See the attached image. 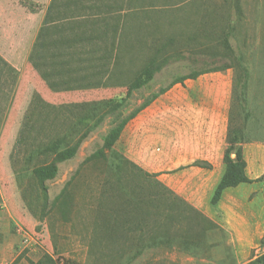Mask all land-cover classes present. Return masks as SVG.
Here are the masks:
<instances>
[{
    "label": "rangeland",
    "instance_id": "1",
    "mask_svg": "<svg viewBox=\"0 0 264 264\" xmlns=\"http://www.w3.org/2000/svg\"><path fill=\"white\" fill-rule=\"evenodd\" d=\"M224 65L230 128L244 139L230 154L240 150L247 174L263 176L264 0H0V264H247L262 255L264 181L227 188L213 204L224 160L168 159L179 140L169 124L199 75L176 80ZM74 147L73 157L59 156ZM125 158L219 227L182 208L169 222L181 238L134 258L140 231L95 232L97 211L120 202ZM138 176L127 185L148 194Z\"/></svg>",
    "mask_w": 264,
    "mask_h": 264
},
{
    "label": "trees",
    "instance_id": "2",
    "mask_svg": "<svg viewBox=\"0 0 264 264\" xmlns=\"http://www.w3.org/2000/svg\"><path fill=\"white\" fill-rule=\"evenodd\" d=\"M54 6V3L53 5ZM52 8V7H51ZM50 14V12H49ZM50 17V16H48ZM47 17V18H48ZM237 60L241 59V56H236ZM231 66H217L205 70L203 72H193L192 74L185 75L178 80L176 83L181 82L188 78H196L202 73L221 71L230 68ZM159 69V66L156 67ZM150 70H147L149 72ZM246 72V71H245ZM149 77L152 72H149ZM148 105L145 103L144 106ZM132 116H129V118ZM230 119V118H229ZM127 119L118 123L113 127L107 134L104 145L110 147L114 145L119 139ZM242 132L232 134V129L230 124H228L227 130V147L224 152L223 160L226 163L225 172L218 183L216 190L211 198L213 204L217 203L222 196L225 189L230 187H236L242 183H252L256 181H264V175L256 179H252L247 174V161L240 154V150H236V158L234 159L230 152L234 149V146L241 143L244 139L242 138ZM77 147L67 149L59 154L63 159H69L73 157L76 153ZM101 152V150H100ZM126 164L130 167L126 174V183L122 189V194H120V202L115 209L107 211H97L95 218V232L104 228L106 234L111 235V239L114 237L121 236V230H123L129 237H135L136 231H140V236L138 242L134 245L136 246V251L132 254L133 258L141 252L144 248H159L165 245L172 246L177 240L176 238H181L178 232L176 234L172 232V227L169 222H172V216H180L182 208L190 209V212L195 214L200 220L205 221L208 225L213 227H219L216 222L209 218L197 207L191 205L181 196L177 195L172 189L168 188L161 180H159L156 173H151L144 170L142 167L137 165L134 161L127 160L125 158ZM201 161V160H196ZM204 161H201L203 163ZM198 165V164H197ZM57 168L55 165L49 167L48 177L52 178L55 176ZM134 172L140 174L138 176L144 182H150V192L146 194L144 192V186L141 185L139 188H132L127 185L128 177L133 176ZM136 177V178H138ZM109 179L106 180L108 183ZM109 188H107L108 190ZM115 202V200H114ZM101 207L103 204L100 205ZM144 236L147 238L145 239ZM109 237H107V240ZM96 242L95 238H92V243ZM91 243V244H92ZM262 243L264 244V236L262 238ZM181 244L186 245L187 242H182ZM117 257H122L123 252H116ZM131 256V254H130ZM120 264H123L120 261ZM247 264H264V253L252 260Z\"/></svg>",
    "mask_w": 264,
    "mask_h": 264
},
{
    "label": "crops",
    "instance_id": "3",
    "mask_svg": "<svg viewBox=\"0 0 264 264\" xmlns=\"http://www.w3.org/2000/svg\"><path fill=\"white\" fill-rule=\"evenodd\" d=\"M188 83L187 80V89L180 96L179 122L169 124L170 130L178 132L179 140L178 144H169L168 159L183 163L201 160L219 164L223 161L228 145L226 138L232 95L231 73L217 71L212 76L199 75L197 82ZM188 87H194L195 90L191 92ZM250 149V146H245L247 159ZM194 168L191 166L182 173L185 175ZM206 171L203 175L207 174ZM208 172L213 173L214 170ZM248 175L252 179L259 177L250 169ZM196 207L199 205L196 204Z\"/></svg>",
    "mask_w": 264,
    "mask_h": 264
}]
</instances>
